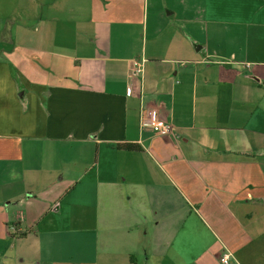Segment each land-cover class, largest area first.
I'll return each mask as SVG.
<instances>
[{
	"label": "crops",
	"instance_id": "1",
	"mask_svg": "<svg viewBox=\"0 0 264 264\" xmlns=\"http://www.w3.org/2000/svg\"><path fill=\"white\" fill-rule=\"evenodd\" d=\"M0 3V264H264V0Z\"/></svg>",
	"mask_w": 264,
	"mask_h": 264
},
{
	"label": "built area",
	"instance_id": "2",
	"mask_svg": "<svg viewBox=\"0 0 264 264\" xmlns=\"http://www.w3.org/2000/svg\"><path fill=\"white\" fill-rule=\"evenodd\" d=\"M139 69L140 68L137 66L134 71L137 72ZM128 93H130V90H128ZM144 120L148 126L160 133H167L170 131V124L163 118L159 117L154 108L146 109ZM220 261L223 264H228L230 262V255L228 253H224L220 257Z\"/></svg>",
	"mask_w": 264,
	"mask_h": 264
},
{
	"label": "rangeland",
	"instance_id": "3",
	"mask_svg": "<svg viewBox=\"0 0 264 264\" xmlns=\"http://www.w3.org/2000/svg\"><path fill=\"white\" fill-rule=\"evenodd\" d=\"M2 1H6V0H0V2H2ZM8 3H9V1H8ZM8 3L7 4L0 3V17L7 15L6 9L9 11V8H10V10L13 13L12 16H10V18H13L15 20H13V21L9 20V22H7L8 24H13V28H15V27H19V25L21 23H23L24 25H28V27L33 29L34 26H35V22L33 20L20 22V17L21 16H20V14L16 13V11H18V9H20V7L17 6V5H9ZM22 7L30 8V6H27V5L26 6L23 5ZM8 15H11L10 12H8ZM3 25H4L3 22H0V26H3Z\"/></svg>",
	"mask_w": 264,
	"mask_h": 264
},
{
	"label": "trees",
	"instance_id": "4",
	"mask_svg": "<svg viewBox=\"0 0 264 264\" xmlns=\"http://www.w3.org/2000/svg\"><path fill=\"white\" fill-rule=\"evenodd\" d=\"M124 147H134V148H137L138 147V145L137 144H132V143H124V144H122Z\"/></svg>",
	"mask_w": 264,
	"mask_h": 264
}]
</instances>
